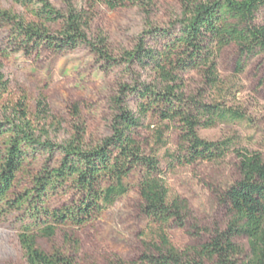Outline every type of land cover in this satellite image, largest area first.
I'll return each instance as SVG.
<instances>
[{
	"label": "trees",
	"instance_id": "obj_1",
	"mask_svg": "<svg viewBox=\"0 0 264 264\" xmlns=\"http://www.w3.org/2000/svg\"><path fill=\"white\" fill-rule=\"evenodd\" d=\"M13 1L38 22L26 23L0 9V25L9 27L16 51L60 54L85 46L106 70L126 66L153 75L150 82L120 87L113 99L110 135L96 144H86L79 134L52 144L37 135L25 109L0 119V221L17 219L25 264H75L61 251L43 252L37 241L95 223L128 193L127 181L136 175L140 213L151 238L136 261L111 264H264V154L235 150L229 140L200 138V128L243 117L224 104L205 103L203 95L189 94L184 81L195 74L206 89H219L217 59L230 46L238 50V74L247 61L264 56V0H183L179 19L164 29L149 26L131 51L116 58L102 41L97 45L88 39L90 13L96 6L137 8L149 17L154 0H66L64 13L48 0ZM260 86L264 102V73ZM4 88L0 75V98ZM129 95L136 99V112L127 107ZM149 117L179 132L176 151L168 157L170 171L198 162L216 163L231 152L237 160L238 180L220 194L228 221L222 229L205 232L207 240L198 247L178 250L169 239V230L185 229L189 211L185 200L169 197L156 151L136 135ZM163 138L161 133L155 136L158 146H166ZM44 155L46 164L28 176L26 166ZM23 174L30 179L29 188L16 192ZM194 230L200 235L197 227Z\"/></svg>",
	"mask_w": 264,
	"mask_h": 264
},
{
	"label": "rangeland",
	"instance_id": "obj_2",
	"mask_svg": "<svg viewBox=\"0 0 264 264\" xmlns=\"http://www.w3.org/2000/svg\"><path fill=\"white\" fill-rule=\"evenodd\" d=\"M64 13L66 0H48ZM183 0H154L151 14L146 17L137 8L109 10L96 6L91 15L88 39L100 45L102 41L112 57L131 51L138 38L149 26L167 28L179 19ZM204 1V0H196ZM88 11V6L75 3ZM0 9L9 11L26 23L36 22L25 8L13 0H0ZM89 13V12H88ZM48 27V26H47ZM52 31L58 30L52 27ZM9 27L0 25V75L5 88L0 98V119L12 117L14 110L25 109L28 119L52 144H61L74 135H83L86 144H96L110 135L114 116L113 99L120 87H134L153 78L149 72L120 66L106 70L104 63L89 48L81 46L74 51L53 54L48 51L26 54L16 51ZM239 60L235 47L225 48L217 59L219 89L209 90L195 74L184 81L191 95H203L205 103L224 104L240 113L239 121L218 124L211 129H198L206 141L229 140L235 150L264 154V102L261 78L264 56L247 61L241 74L236 72ZM127 107L136 112V99L128 96ZM22 105L24 108H20ZM148 118L137 130L139 141L154 149L164 172L170 198L185 200L189 218L185 229L169 230L172 245L178 250L198 247L207 240V234L222 229L228 216L220 194L238 180L237 160L231 152L216 163L198 162L191 166L168 170V157L177 148L174 128ZM161 133L166 146H158L155 136ZM48 155L40 156L26 166L28 176L35 175L47 162ZM30 179L20 176L16 192L29 188ZM128 193L120 198L95 223L73 231H61L51 240L39 239L37 246L45 253L61 251L72 257L75 264H111L136 261L150 240L147 220L140 213V197L136 190L137 175L129 181ZM61 202V201H60ZM194 227L200 235H195ZM17 219L0 221V264H25L18 245ZM206 232V233H205ZM244 245V243L242 242Z\"/></svg>",
	"mask_w": 264,
	"mask_h": 264
}]
</instances>
